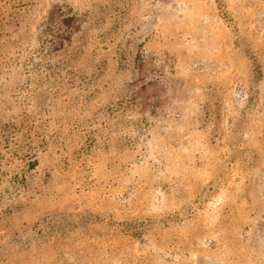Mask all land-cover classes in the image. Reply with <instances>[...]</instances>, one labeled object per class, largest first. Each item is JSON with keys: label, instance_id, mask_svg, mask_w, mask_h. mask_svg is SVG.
<instances>
[{"label": "rangeland", "instance_id": "rangeland-1", "mask_svg": "<svg viewBox=\"0 0 264 264\" xmlns=\"http://www.w3.org/2000/svg\"><path fill=\"white\" fill-rule=\"evenodd\" d=\"M0 264H264V0H0Z\"/></svg>", "mask_w": 264, "mask_h": 264}]
</instances>
